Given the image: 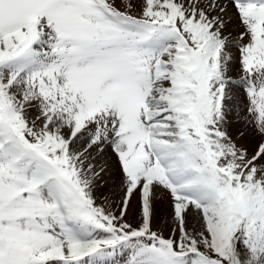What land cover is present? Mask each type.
Listing matches in <instances>:
<instances>
[{
    "label": "snow or ice",
    "instance_id": "6c2138e0",
    "mask_svg": "<svg viewBox=\"0 0 264 264\" xmlns=\"http://www.w3.org/2000/svg\"><path fill=\"white\" fill-rule=\"evenodd\" d=\"M0 264H264V0H0Z\"/></svg>",
    "mask_w": 264,
    "mask_h": 264
},
{
    "label": "rangeland",
    "instance_id": "374dc122",
    "mask_svg": "<svg viewBox=\"0 0 264 264\" xmlns=\"http://www.w3.org/2000/svg\"><path fill=\"white\" fill-rule=\"evenodd\" d=\"M132 215H136L135 205L133 206ZM129 218L131 219V216ZM171 223L170 200L166 195H162L154 202L153 224L154 226H159L164 231L165 235H167Z\"/></svg>",
    "mask_w": 264,
    "mask_h": 264
}]
</instances>
